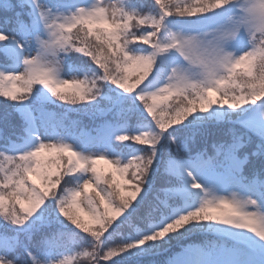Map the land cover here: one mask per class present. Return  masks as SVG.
Masks as SVG:
<instances>
[{
  "label": "snow or ice",
  "instance_id": "1",
  "mask_svg": "<svg viewBox=\"0 0 264 264\" xmlns=\"http://www.w3.org/2000/svg\"><path fill=\"white\" fill-rule=\"evenodd\" d=\"M0 264H264V0H0Z\"/></svg>",
  "mask_w": 264,
  "mask_h": 264
},
{
  "label": "trees",
  "instance_id": "2",
  "mask_svg": "<svg viewBox=\"0 0 264 264\" xmlns=\"http://www.w3.org/2000/svg\"><path fill=\"white\" fill-rule=\"evenodd\" d=\"M85 123L91 124L92 122L91 121H88V120H85Z\"/></svg>",
  "mask_w": 264,
  "mask_h": 264
}]
</instances>
